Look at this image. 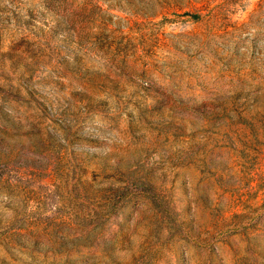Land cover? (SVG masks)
<instances>
[{"label": "rangeland", "instance_id": "obj_1", "mask_svg": "<svg viewBox=\"0 0 264 264\" xmlns=\"http://www.w3.org/2000/svg\"><path fill=\"white\" fill-rule=\"evenodd\" d=\"M0 264H264V0H0Z\"/></svg>", "mask_w": 264, "mask_h": 264}]
</instances>
